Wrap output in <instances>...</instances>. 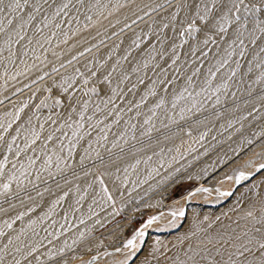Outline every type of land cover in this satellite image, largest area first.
<instances>
[{"label": "snow or ice", "instance_id": "6c2138e0", "mask_svg": "<svg viewBox=\"0 0 264 264\" xmlns=\"http://www.w3.org/2000/svg\"><path fill=\"white\" fill-rule=\"evenodd\" d=\"M128 2L0 0V89H14L0 99V106L11 105L0 112V264H70L89 254L81 264L117 255L122 258L112 264H136L148 229L165 213L150 216L112 250L102 241L89 242L77 256L66 240L54 241L68 230L70 217L81 213L77 219L85 223V204L89 219L98 215L97 208L114 207V193L122 196L130 175L152 160L140 154L154 139L160 143L152 136L160 131L157 110H163L164 128L167 120L176 134L192 137L208 119L202 113L219 119L229 101L238 110L242 90L258 96L264 107V0H152L137 5L123 22L109 19ZM126 30L131 36L125 46L120 37ZM26 89L30 95L13 100ZM38 94L42 98L33 103ZM259 111L254 105L235 122ZM206 136L201 132L196 142ZM244 143L245 153H253L245 167L253 173L237 169L225 177L236 184L264 171V133ZM261 187L264 181L250 189L256 200L249 202L243 224L215 233L208 231L211 224L197 227L178 238L179 245L188 243L173 245L176 251L157 240L140 264H264ZM212 191L231 195L204 187L191 195ZM167 215L174 223L185 211Z\"/></svg>", "mask_w": 264, "mask_h": 264}, {"label": "bare ground", "instance_id": "6f19581e", "mask_svg": "<svg viewBox=\"0 0 264 264\" xmlns=\"http://www.w3.org/2000/svg\"><path fill=\"white\" fill-rule=\"evenodd\" d=\"M103 2L107 3L108 0H103ZM111 2L115 4L117 0H111ZM120 2L124 3L125 0H120ZM151 2L152 0H134L133 3L132 0H129L128 7L121 9L118 13H116L113 17H110L109 19L115 22V19L119 18L123 22L125 16L130 17L132 15V10H135L137 5H140L142 7L144 3H151ZM145 19L146 21L148 20V18ZM107 23L108 21H103V24L106 25ZM117 27H120V25H118ZM140 27H144V24L141 23ZM100 30L103 31V28H100ZM90 31L92 32L93 35L95 34V29H92ZM83 35L87 36L88 34L84 33ZM128 36H131L130 30H126V35L120 37L121 39L125 40V46L128 43L127 40ZM113 39L116 40L117 38H113ZM70 43L72 42L70 41ZM111 43L112 42H109L110 45ZM66 47L67 46L64 45L61 46V48H66ZM72 54H74V52ZM65 58L68 57L66 56ZM49 59H54V58L51 57V55L49 54ZM2 83L3 81H0V84ZM33 87L35 88L36 86ZM259 87H260L259 85L253 86L254 89ZM13 90L14 89L11 86L9 87L8 92H4L3 89H0V99H2L4 95H8ZM245 94H247V92L243 90L240 93H238L239 96H243ZM28 95H30V93L26 89L23 95L18 94L16 97H13V100L19 102L21 99L26 98ZM39 98L42 97H39L38 94V98L34 100L33 103H38ZM153 101L154 98H149V103H152ZM254 105L258 108L261 107V101L259 100L258 96L255 97V95L254 97H251L249 99L248 104L240 103L238 110L234 111L230 106L231 108H229L228 111H225L223 116H221L219 119L208 113L209 114L208 119L205 121L204 124L200 125L199 128L193 132L192 137L185 135L183 132L179 134L175 133L176 136L171 135L175 131L174 124H170L167 120H164L165 124H169L168 128H164L163 125L160 123L161 119H163V110H157V117L154 118V120L156 123V127L160 131L159 132L153 131L152 136L159 137L160 143L157 144L156 140L154 139L151 148H148L146 153L140 154L141 156L151 155L152 160L149 161L148 164L142 163L139 166L138 171L130 175L129 183L126 185L124 189H122L123 195L121 196L119 194L114 193V198H116L117 201L120 202L122 208H130V207L132 208V205L137 203L139 197L144 196L145 193L147 194L148 192L150 193V191L152 190L153 193L154 189L156 188H159L160 192L158 193H162L166 196L171 191L173 185L177 183L178 180H182L183 176L180 177L181 175L178 173L179 170L183 166L188 164L190 159L192 160L193 157L200 156L199 154H203V152H206V150L208 151L210 144L222 138L226 131L228 132V131H233V129L234 130L238 129L239 128L238 125L241 122L239 121L238 124V122L235 121H237L242 116H247V113L252 109ZM5 106L11 107V105H9L8 102L6 101L4 106H0V112L4 110ZM165 107L170 109V105H166ZM206 113L204 114L207 115ZM229 120H232L234 122L231 128L228 127ZM262 124L263 123H261L260 120V126H259L260 128L256 126L255 127L256 129L252 128V130L247 134L246 132L243 131V134L241 135L239 134L238 137L235 135L236 141L234 142L232 141V143L231 142L228 143L227 144L228 147L225 150H223L222 153L220 152L219 154H215V155L213 154L214 156H210L208 160L206 159L205 163H203L202 165L199 163V165L201 166L198 167V169L195 167L197 170L193 173L194 175H196V178H198V184L190 191L174 199L170 203H167L166 201L159 202L161 198L160 199L159 197L154 198L156 196L153 197L154 199L151 198L159 206L158 208H160V211L154 212L153 215L159 214L161 212L165 213V215L162 217V220L158 223L160 225L155 224L150 229H148V235L145 237V244L143 247V251L139 256V259L136 261V264H140V261L143 260L144 257L148 255V252L153 248L157 240L160 241L161 245L171 248L172 251H176L177 249L173 248L172 247L173 245H177L178 247H183L186 246V244L188 243V241H186L185 245H179L178 238L183 237L186 233H189L190 230H195L197 227L208 229V225L211 224L212 227L208 229V231L209 233H215L216 231H219L222 228L229 225L235 227V222L237 221H239L241 224L244 223L242 217L244 215V212L250 207L249 202L256 200L255 190L250 191V189L253 188V185H259L261 184V181H264V171L250 175L247 180L241 181L239 184L234 183L233 180H226L225 177L228 175H234L237 169L245 171L246 173H253V168L245 167V162H246L245 157H247V155H250L251 153L250 154L249 152L245 153V150L247 149L248 146L246 143H244V141L246 139H253L254 135L257 133V130L262 129L261 127ZM221 125H223V127H221ZM243 125L245 126L244 123ZM236 126H238V128H236ZM113 130L115 131L116 129L114 128ZM201 132H207V136L203 141L197 143L196 140H198L199 134ZM137 135H139V133H137ZM165 136H167L168 138L165 139ZM213 137H215V139H213ZM161 148L164 149L163 153H161L160 155L153 154L154 152L159 153ZM168 149H172V150L168 151ZM241 161L243 166L240 168H235L236 166L235 164L238 162L241 163ZM258 162L259 160L257 161V163ZM153 169H156V171H153ZM191 171H188V173L190 172L188 175H193L191 174ZM149 173H151V175H149ZM139 181H146V182L140 183ZM133 182H135V185ZM199 187L212 188V189L218 188L220 192H231V195H227V196L220 195V193L216 191H212L211 193H196L194 195H191L192 193H195V189ZM258 190L261 194H264V187H261ZM213 196H215V198ZM151 199L149 200L152 202ZM154 202H152V204ZM206 206H213V209L206 208ZM181 208L184 209L185 216L177 217L174 223H169V221L172 218L167 215L168 211L172 209H181ZM132 209H128L129 218H132L135 215L134 210ZM95 210L98 213V215L92 216L91 219H89L87 214V205L85 204V207L82 209L85 223L80 224L79 220L77 219V217H79L81 213H77L76 217H70L69 221L65 224V227L68 230L64 232V235L61 236L58 241H54V243H57L59 245L66 240L69 245L73 246V249H75V254L77 256L82 250H84L89 245V242H91L92 244H99L102 241L103 247L107 248L108 250H112L114 247L119 246L122 239L128 237L122 235L126 227L125 225L127 221L121 220L119 222H116L115 224H112V226H110V229L108 228L109 230L106 229L107 231L101 234V235H105L106 238H102L101 235H98L97 233H95V231L91 232L89 229H93L94 224L98 225L96 223V220H98L97 218L102 217L100 215L109 216L110 214H112V211H114L115 209L111 210V207L108 206L104 211H100V209L98 208ZM39 212L40 209H37V213ZM37 213H32L30 215L35 217ZM205 217H208V219L205 220L204 219ZM217 217H219V220L216 219ZM56 219H59V217H56ZM103 219L104 218H102L101 220ZM61 222L64 223V221ZM102 222L103 221H100L101 224ZM20 223L21 222L18 221L17 225H14V227H18ZM161 223H164V225H161ZM80 232L85 233L84 239H81L79 237ZM203 235H204L203 232L197 233V237L202 238ZM197 237H193L192 242H195ZM104 239H108V240L112 239V240L105 243ZM74 240L77 241L75 245H73ZM101 250H103V248ZM170 254L171 253H169V255ZM89 258H90V254L84 255L80 258H73L70 261V264H81L82 260H87ZM121 258L122 257H120L119 255L114 257L104 258L101 259L98 262V264H112L114 260H119ZM153 264H155V262H153ZM161 264H163V261L161 262Z\"/></svg>", "mask_w": 264, "mask_h": 264}, {"label": "rangeland", "instance_id": "374dc122", "mask_svg": "<svg viewBox=\"0 0 264 264\" xmlns=\"http://www.w3.org/2000/svg\"><path fill=\"white\" fill-rule=\"evenodd\" d=\"M135 27V26H134ZM259 88H256L255 90H258ZM241 97V102L240 103H243L242 101L245 99V100H249L250 99V97H248V95L247 94H245V95H243V96H240ZM247 97V98H246ZM254 97V96H253ZM255 97H257V96H255ZM231 106V102L229 101V104H228V109L229 108H231L230 107ZM219 107V106H218ZM260 108V111L259 112H256V113H254L253 115L254 116H249L247 119H245V120H241L240 122V124H239V122H238V126H239V128H238V126H236V128H238L239 129V131H238V129H236V130H234L233 129V131H226L225 132V134L223 135V140H222V138H220L219 140H217L216 142L214 141V142H212L213 143V145H212V143L210 144V146H209V150L207 151L206 150V152H203V154H199L200 156H195V157H193L192 158V160L190 159V161H189V163L188 164H186L185 166H183L180 170H179V174L181 175L180 177H182V180H178V182L177 183H175L174 185H173V187L171 188V191L165 196L164 194H162V193H158V192H160L159 191V188H156V189H154V192H155V195H154V192L152 193V191H150V193L148 192V194L147 193H145V195L144 196H141V197H139V199H138V201H137V203H135V204H133L132 205V208L130 207V208H122V205L120 204V202L119 201H117V199L116 198H114L115 199V205H114V207L113 206H110L111 207V210H114V211H112V214H110L111 215V217H110V215L108 216H105V215H100V216H102V217H99V218H97L99 221H103L102 222V224L100 225V224H98V225H95L94 224V230L93 229H89L91 232H94L95 231V233H97L98 235H101V234H103V233H105L107 230H109L110 229V226H112V224H115L116 222H119V221H127L126 222V227H125V229H124V232H123V236H128L129 234H130V232L134 229V228H136V227H139L140 225H141V223L142 222H144V221H146L150 216H152L153 214H154V212H159L160 211V208H158L159 206L156 204V202H154V198H158L159 197V202H167V203H170V202H172L174 199H176V198H178V197H180L181 195H183V194H185V193H187L188 191H190L192 188H194L197 184H198V178H196V175H194L193 173L198 169V167H200L203 163H205V161H206V159L208 160V158L210 157V156H214L215 154H219L220 152L222 153L223 152V150H225L227 147H228V143H232V141L234 142V141H236V136L238 137L239 136V134L241 135V134H243V131L244 132H246V134L248 133V132H250L251 130H252V128L253 129H256L255 127L257 126V127H259L260 126V120H261V123H263L264 124V107H259ZM206 113V112H205ZM209 112H207L206 114H207V116L210 114H208ZM205 114L204 113H202L201 114V116L203 117ZM211 115V114H210ZM258 115V116H257ZM249 119V120H248ZM246 121V122H245ZM181 123H183V122H181ZM243 123L245 124V126L243 125ZM247 123V124H246ZM262 124V125H263ZM241 125H243V126H241ZM261 125V127H262V129L261 130H257V133L255 134L256 135V137H255V135H254V140H259V138H260V134L261 133H264V125L262 126ZM175 126V128L174 129H176V125H174ZM260 128V127H259ZM246 129V130H245ZM263 130V131H262ZM240 131H242V132H240ZM261 131V132H260ZM170 132H173V131H170ZM231 132V133H230ZM176 132L174 131V133L173 134H171V135H174V136H176V134H175ZM231 135H230V134ZM168 134H169V132H168ZM245 134V133H244ZM236 135V136H235ZM228 136V137H227ZM154 137V136H153ZM227 137V138H226ZM225 138H226V140H225ZM147 139V138H146ZM232 139V140H231ZM238 139V138H237ZM222 140V141H221ZM227 145V146H226ZM208 149V148H207ZM254 151L255 152H259L260 151V148H255L254 149ZM251 153V154H250ZM206 154V155H205ZM214 154V155H213ZM249 154L250 155H247V157H245V161H247V160H249L250 158H252L253 157V153L252 152H249ZM252 155V156H251ZM202 156V157H201ZM207 156V157H206ZM204 159V160H203ZM203 161V162H202ZM258 161V160H257ZM199 163L201 164V165H199ZM193 164V165H192ZM236 166H235V168H240V167H242L243 166V164H242V161H241V163L240 162H238V163H236L235 164ZM239 166V167H238ZM197 169H196V168ZM184 170V171H183ZM192 170V171H191ZM188 171H191V174H193V175H188L189 173H188ZM178 173H177V175H178ZM185 173V174H184ZM187 173V174H186ZM184 176H185V178H184ZM192 176H194V177H192ZM184 178V179H183ZM161 187V186H160ZM156 194H158V195H156ZM149 195V196H148ZM154 196H156V197H154ZM154 197V198H153ZM165 197V198H164ZM214 198H215V196H213ZM151 198H153V199H151ZM149 199H151L152 200V202H154L153 204H152V202L149 200ZM206 208H211V209H213V206H206ZM128 209H132V210H134V213H135V215L132 217V218H129L128 217ZM125 210V211H124ZM114 213H115V215H114ZM105 216V217H104ZM110 217V218H109ZM102 218H104L103 220H101ZM107 218H108V220H107ZM106 219V220H105ZM97 221V220H96ZM105 221V222H104ZM157 225H160V224H157ZM161 225H164V223H161ZM97 226V227H96ZM109 228V229H108ZM107 229V230H106ZM155 234V233H154ZM102 236V238H106L105 237V235H101ZM112 240V239H111ZM111 240H108V239H104V242L105 243H107L108 241H111Z\"/></svg>", "mask_w": 264, "mask_h": 264}]
</instances>
